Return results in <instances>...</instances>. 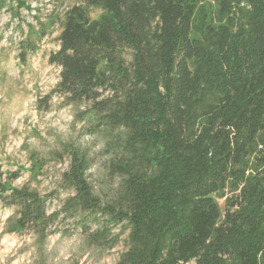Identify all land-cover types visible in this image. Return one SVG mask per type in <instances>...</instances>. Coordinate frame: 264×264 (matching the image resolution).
<instances>
[{"label":"trees","instance_id":"trees-1","mask_svg":"<svg viewBox=\"0 0 264 264\" xmlns=\"http://www.w3.org/2000/svg\"><path fill=\"white\" fill-rule=\"evenodd\" d=\"M57 39L42 106L106 134L117 181L101 198L69 145L64 197L1 184L4 231L123 241L115 264H264V0H81Z\"/></svg>","mask_w":264,"mask_h":264},{"label":"rangeland","instance_id":"rangeland-1","mask_svg":"<svg viewBox=\"0 0 264 264\" xmlns=\"http://www.w3.org/2000/svg\"><path fill=\"white\" fill-rule=\"evenodd\" d=\"M20 1L19 5L16 0H0V188L9 174L17 173L9 182L12 186L41 193L58 190L64 197L61 174L68 166L65 147L70 145L85 150L90 158L88 179L106 199L117 181L109 172L117 155L106 134L90 131L75 117L77 108L60 104L55 96L42 106L59 79V67L48 56L59 46L63 14L81 0ZM261 151L263 141L256 148V153ZM253 156L246 173L252 171ZM215 198L223 211L225 197ZM13 212L0 203V264H115L124 249L123 241L110 249L89 246L78 230L44 238L27 231L5 232ZM228 261L236 264L234 257Z\"/></svg>","mask_w":264,"mask_h":264}]
</instances>
